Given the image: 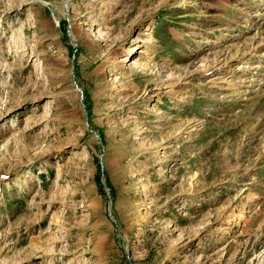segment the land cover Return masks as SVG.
Segmentation results:
<instances>
[{"label":"rangeland","instance_id":"374dc122","mask_svg":"<svg viewBox=\"0 0 264 264\" xmlns=\"http://www.w3.org/2000/svg\"><path fill=\"white\" fill-rule=\"evenodd\" d=\"M0 264H264V0H0Z\"/></svg>","mask_w":264,"mask_h":264}]
</instances>
